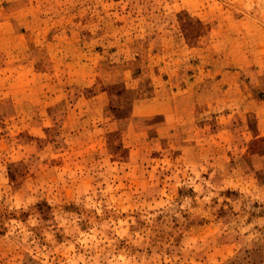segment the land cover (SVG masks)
Listing matches in <instances>:
<instances>
[{
    "label": "rangeland",
    "instance_id": "rangeland-1",
    "mask_svg": "<svg viewBox=\"0 0 264 264\" xmlns=\"http://www.w3.org/2000/svg\"><path fill=\"white\" fill-rule=\"evenodd\" d=\"M0 264H264V0H0Z\"/></svg>",
    "mask_w": 264,
    "mask_h": 264
}]
</instances>
